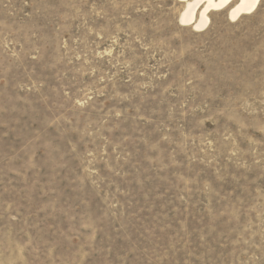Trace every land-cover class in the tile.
Here are the masks:
<instances>
[{
	"label": "rangeland",
	"instance_id": "1",
	"mask_svg": "<svg viewBox=\"0 0 264 264\" xmlns=\"http://www.w3.org/2000/svg\"><path fill=\"white\" fill-rule=\"evenodd\" d=\"M234 2L0 0V264H264V0Z\"/></svg>",
	"mask_w": 264,
	"mask_h": 264
},
{
	"label": "bare ground",
	"instance_id": "2",
	"mask_svg": "<svg viewBox=\"0 0 264 264\" xmlns=\"http://www.w3.org/2000/svg\"><path fill=\"white\" fill-rule=\"evenodd\" d=\"M185 5L180 12L179 21L184 25H191L195 30H203L209 23L208 13L211 10L222 9L231 5L227 15L236 20L242 14L253 12L259 0H183Z\"/></svg>",
	"mask_w": 264,
	"mask_h": 264
}]
</instances>
